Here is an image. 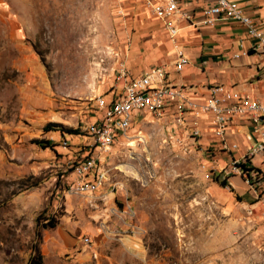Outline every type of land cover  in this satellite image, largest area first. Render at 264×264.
Instances as JSON below:
<instances>
[{
    "label": "rangeland",
    "instance_id": "374dc122",
    "mask_svg": "<svg viewBox=\"0 0 264 264\" xmlns=\"http://www.w3.org/2000/svg\"><path fill=\"white\" fill-rule=\"evenodd\" d=\"M154 22L138 0H0V264H264L263 169L260 186L234 185L228 155L204 134L186 148L172 113L94 145L100 100L143 73L131 65Z\"/></svg>",
    "mask_w": 264,
    "mask_h": 264
},
{
    "label": "built area",
    "instance_id": "2783aa9c",
    "mask_svg": "<svg viewBox=\"0 0 264 264\" xmlns=\"http://www.w3.org/2000/svg\"><path fill=\"white\" fill-rule=\"evenodd\" d=\"M159 20L173 44L177 47L180 34L179 21L190 25L214 27L224 21H237L247 27L248 37L254 41L253 50L264 53V30L250 17L244 9L231 0H216L214 4L201 7V18L195 20L193 14L184 10L179 0H138ZM188 64V59L182 49L177 51L175 71L180 73ZM129 71L122 65L120 78L126 80ZM104 114L92 131L94 145L101 152L109 151L121 136H126L135 117L150 113L166 117L172 113L177 127L186 133L189 141L186 148L201 145L203 132L202 117L209 115L214 122V145L228 155V169L225 176H240L247 185H255L254 180L259 175V186L264 168V101L252 99L234 88L225 85H214L209 88V95L204 102L190 98L188 90L183 85H175L169 80L166 67H153L141 75L131 78L125 83L124 91L118 93L109 103L100 100ZM248 126L246 134L250 149L244 155H238L240 145L236 136L240 128ZM65 148H70L67 140ZM211 150V149H209ZM259 161V167L255 164ZM214 163V162H212ZM98 168V157L91 155L76 171L86 176ZM259 168V170H258ZM99 185L105 174L101 173ZM90 183H78L74 191L94 189ZM86 244L90 239L84 240Z\"/></svg>",
    "mask_w": 264,
    "mask_h": 264
},
{
    "label": "crops",
    "instance_id": "0c3cea01",
    "mask_svg": "<svg viewBox=\"0 0 264 264\" xmlns=\"http://www.w3.org/2000/svg\"><path fill=\"white\" fill-rule=\"evenodd\" d=\"M231 1L244 9L264 30V0ZM215 2L179 0L180 6L192 13L195 20L201 18L202 6ZM144 24L145 27L152 25L148 21ZM153 24H157L154 32L146 38L144 44L137 45L139 50H135V53H142L143 58L140 59L142 63H132L134 72L144 73L153 67H166L169 80L175 85L185 86L190 98L198 102L207 99L209 88L214 85H225L252 99L264 101V53L253 50L254 41L248 37L247 27L242 23L224 21L214 27H195L186 21H179L178 47L172 43L159 20L156 19ZM179 49L184 51L188 59V64L180 73L175 71ZM201 126L208 141H214L212 117L203 116ZM240 130L236 140L240 145L238 155L242 156L251 147L246 139L250 127L245 126ZM232 180L235 185L240 184L242 179L235 176Z\"/></svg>",
    "mask_w": 264,
    "mask_h": 264
},
{
    "label": "trees",
    "instance_id": "16d2710c",
    "mask_svg": "<svg viewBox=\"0 0 264 264\" xmlns=\"http://www.w3.org/2000/svg\"><path fill=\"white\" fill-rule=\"evenodd\" d=\"M38 144L41 145L44 148H53L55 147V144L52 141L49 140H42V141H38ZM215 181L218 182L219 184H221L222 187H228L229 186V182L226 180H222L220 181V179L218 177H215ZM56 221L54 219L50 220L47 225H45L46 227L49 228H54L56 227ZM28 264H43V257L42 255L39 253L35 256H32L30 258V261Z\"/></svg>",
    "mask_w": 264,
    "mask_h": 264
}]
</instances>
